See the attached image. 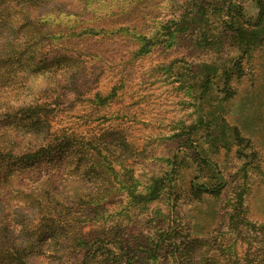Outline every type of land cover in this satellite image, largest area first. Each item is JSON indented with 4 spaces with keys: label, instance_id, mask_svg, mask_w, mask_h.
I'll use <instances>...</instances> for the list:
<instances>
[{
    "label": "rangeland",
    "instance_id": "374dc122",
    "mask_svg": "<svg viewBox=\"0 0 264 264\" xmlns=\"http://www.w3.org/2000/svg\"><path fill=\"white\" fill-rule=\"evenodd\" d=\"M85 1L75 16L51 20L39 68L13 69L7 82L19 89L6 105L39 106L16 110L35 119L19 124L25 137L12 145L70 137L102 166L86 177L87 197L57 207L66 228L32 241L56 235L80 253L75 264H200L205 251L229 245L243 257L246 235L259 247L252 229L264 226V19L256 0H201L202 8L195 0ZM14 112L0 109V126L3 118L19 123ZM221 178L218 192L203 191ZM14 197L0 186L7 223L16 225ZM55 255L40 264H60Z\"/></svg>",
    "mask_w": 264,
    "mask_h": 264
},
{
    "label": "trees",
    "instance_id": "16d2710c",
    "mask_svg": "<svg viewBox=\"0 0 264 264\" xmlns=\"http://www.w3.org/2000/svg\"><path fill=\"white\" fill-rule=\"evenodd\" d=\"M70 1L74 3H68ZM75 1H78L77 4ZM85 2V0H0V109L5 110L7 114L15 111L14 113L20 117L19 123L16 121V124L6 123V119L3 118L5 126H0V186L8 185L17 203L14 208L17 226L12 220V223H7L5 209L0 205V258L10 260L9 264H40V257H45L47 252L56 254L55 257L60 264H75L71 260L78 261L80 258V253L76 252L73 245L65 246L54 242L56 235H51L53 238L51 240L45 239V245L36 244L37 242H33L32 239L35 234H38L37 237L40 239L46 238L48 231L57 230L55 228L57 225L61 227L59 231L66 228V222L60 220L62 217L57 207L67 202L66 205L69 208V205H74L73 202L77 196H79L77 201L87 197L81 195V192L86 191V177L92 174L91 172H100L102 166L93 162V155L89 148H77L70 145L72 142L70 137H65L59 145H55V139H38L37 144L40 140L44 143L27 145L26 149L12 145L14 141L21 142L25 137L23 133L22 135L20 133L19 124L35 119L32 115L28 116L26 112L20 113L16 110L35 109L39 106L14 108L10 104L6 105V101L8 102V96L17 95L19 89L17 83L14 86L12 83L7 84L11 81L9 73L13 69L20 71L21 68L29 69L33 66L39 68L43 63V58L40 60L37 58L46 47L49 38L53 36L51 20H56L62 15L75 16L85 7ZM256 2L260 8L258 19L260 24L264 19V0H256ZM195 3L200 8L203 7L201 0H195ZM239 6L236 2H231L228 9L234 8L236 11ZM198 18L201 19V17H194L196 22ZM235 30L241 44L249 47L252 42L247 35L248 32L240 27ZM28 52L31 54H27ZM44 61L47 60L44 59ZM207 78L206 83H213L211 74ZM18 79L21 83L23 78ZM229 80L227 74L226 83ZM24 127L26 128V125ZM31 128L32 126H29L28 129ZM232 131L235 136H238L235 127ZM207 164L210 168L214 167L212 161H207ZM222 180L223 178L218 185H211L212 188L205 186L203 191L218 192L217 188L221 189L225 185V180ZM90 202L92 201H84V204ZM23 219L30 221L32 225L22 224ZM33 226L36 232L31 234ZM260 229L256 227L252 229L255 232L259 231V247L255 246L256 242L249 235L244 237L250 247L243 257L239 256L236 246H220L214 249L213 253L208 252L209 250L205 251L199 263L264 264V226ZM71 248H73L72 252H70ZM88 261L86 258L81 264H89ZM177 264L196 263L179 259Z\"/></svg>",
    "mask_w": 264,
    "mask_h": 264
}]
</instances>
